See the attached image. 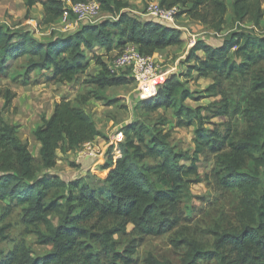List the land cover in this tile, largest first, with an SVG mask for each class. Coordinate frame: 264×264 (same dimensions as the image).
Instances as JSON below:
<instances>
[{
	"label": "trees",
	"instance_id": "obj_1",
	"mask_svg": "<svg viewBox=\"0 0 264 264\" xmlns=\"http://www.w3.org/2000/svg\"><path fill=\"white\" fill-rule=\"evenodd\" d=\"M90 0H47L43 2L45 24H51L70 10L71 5ZM113 20L84 26L65 37L49 42L36 40L29 31L0 26V77L31 82L30 73L47 71V83H74L90 68L86 52L96 47L108 52L127 45L139 47L145 56L183 45L182 33L152 20L137 19L131 4L122 0H97ZM145 2L149 0H144ZM39 0H25L27 15L22 23H33L31 10ZM166 8L181 6L193 18L219 33L223 31L227 6L220 0H161ZM233 15L260 29L264 17L260 0H233ZM182 14V13H180ZM241 30L228 35L217 46L199 41L192 49L191 72L211 78L205 90L208 98H218L205 108L193 109L185 102L193 93L177 76L165 80L156 96L141 103V119L123 128L125 141L108 145L106 161L96 186L81 178L66 181L53 170L58 151L78 153L85 145L104 138L84 106L95 98L108 105L115 99L104 94L108 87L131 84L123 76L111 75L108 66L96 57L103 70L85 82L96 89L77 99L78 106L62 98L55 102L54 114L42 119L34 136L41 143L40 157L17 136L15 126L3 112L12 107L16 94L7 89L5 107L0 111V203L10 201L20 207L30 224L44 225L39 242L52 247L43 257L20 256L13 250L3 253L0 264H133L136 245L117 251L115 236L127 235L128 226L139 239L164 237L185 230L172 241L184 250L178 261L148 257L146 264H264V30ZM202 52L204 58L197 54ZM26 63L9 74L11 61ZM28 83V84H29ZM33 84H37L34 81ZM173 109L177 127H195V151L190 154L172 145L168 119L158 112ZM224 118L221 123L214 119ZM212 163L209 179L225 192H239L236 225H216L206 235L205 244L187 223L195 214L191 188L201 182L199 163ZM186 165L185 163H188ZM54 218L58 223L55 224ZM185 227V228H184ZM6 227L0 237L8 239ZM136 239V240H137ZM99 244L101 251H96Z\"/></svg>",
	"mask_w": 264,
	"mask_h": 264
},
{
	"label": "rangeland",
	"instance_id": "obj_2",
	"mask_svg": "<svg viewBox=\"0 0 264 264\" xmlns=\"http://www.w3.org/2000/svg\"><path fill=\"white\" fill-rule=\"evenodd\" d=\"M220 1H224L227 6V14L225 15V24L223 25L222 32L217 33L201 21L193 18L191 14L186 12L189 7L176 6L179 11L177 15V26L178 30L182 33L183 45L178 48L166 50L163 63H159L158 77L151 83L141 87V85L135 83L133 77L126 72L123 76H126L131 81V84H129L127 88H119L109 92L106 90L103 91L108 97L115 99V104L108 105L103 100H97L98 103L107 107V109L103 108L104 110L100 109L95 111L93 108L95 112L90 115L94 120L96 119L100 129L105 135L104 138H102L105 140V145L107 146L105 150H107L111 141H125L123 128L141 119V103L155 97L158 89L163 86L165 80L170 77L177 76L185 85V88L193 93V97L187 99L185 103L193 109H200L202 115H205V108L207 106L216 100H220V97L208 98L205 94V90L213 84L211 78H202L199 76L198 72H191L189 70L190 66L194 65L193 60L189 61L193 47L199 41H204L210 46H217L223 42L228 35L241 30L256 32L258 34L263 33L262 30H264V17L260 21L261 28L257 29L253 22H249L248 20L239 22L235 19L232 6L233 0ZM126 2L132 4V13L137 19L147 20V18L144 17L145 9H147L150 3L160 4L161 0H149L147 2L144 0H126ZM260 2L261 10L264 12V0H260ZM26 15L25 0H0V26L5 25L12 30L29 31L33 34L34 38L40 42H49L57 37L68 36L79 31L84 26L98 25L102 21L113 20V16L106 14L101 9L98 15L90 20L78 21L74 16L65 20L63 16L56 19L51 24H45L46 13L41 2L31 11L30 16L34 20L33 23H22ZM99 51L96 52L94 58L92 53L86 52L90 68L86 74L79 76L74 83H65L62 86L47 83L46 76L49 75L47 71H42L40 74H38V72L30 73V83H23L22 78L14 82L11 78L0 77V105L1 101L4 100L3 95L7 89L16 94L12 107L4 110L3 116L8 123L16 127L17 134L22 136L26 144L29 145L30 151L35 153L36 142L33 140L34 132L42 125V119L44 117L49 119L48 116L52 112L57 97H59V92L61 91L62 94L68 93L73 99H78L80 95L95 90L96 88L94 86L87 88L85 82L92 77L98 76L103 70V67L99 64L96 57H100L101 61L108 66L113 59L120 54L121 49H115L111 52L105 50V54L107 53L106 55L103 54L104 52ZM197 55L200 58H204L202 52H198ZM25 63V59H20L15 62L11 61L10 65L13 68L10 69L8 73L12 74L16 70H20ZM34 81H37V84H33ZM138 91H140V93H143V91L145 92L140 97L137 95ZM101 105L98 107L102 108ZM159 113L163 114L168 119L167 129L172 133V145L193 154L195 151V127H177V117L173 109L167 112H158V114ZM224 121V118H217L213 120V123H221ZM90 146L95 149L97 148L91 144ZM86 147L80 152L86 151ZM98 152L99 151H97V153ZM66 154H64V157H66ZM80 156L81 159L87 158L82 155ZM104 158L106 160V155H104ZM60 160H58V162ZM64 160H66L65 164L58 163L56 168L53 170H44L43 173H58V176L66 181L77 178L79 176L77 173H80L82 169L81 164H77L74 160L70 161L67 158H64ZM185 164L189 165V162ZM198 165L201 182L193 185L191 188L193 196L191 204L195 208V214L191 217L192 220L187 223V225L192 232L197 230V234L193 235L192 233L193 238H196L202 243L211 244L213 237L205 234L210 229H213L216 225H236V211L239 209L240 194L237 191L232 193L225 192L224 189L215 186V182L208 178L213 169L212 163H207L201 159ZM99 170H101L100 167L98 170L88 173L92 186L99 185L97 184L101 175ZM53 220L55 224L58 223L57 218ZM0 227L7 228L6 235L8 236L6 240L0 237V249L3 253L16 250L20 256L25 253L32 257H43L52 251V247L42 245L39 242L40 235L46 234L45 226L28 223L23 216L21 208L11 205L10 201L0 203ZM132 230L133 227L128 226L127 235L115 236V240L117 251L125 256H127L125 250L136 245V254L130 257L134 260L133 264H146V260L150 256H154L159 260L167 259L178 261L184 253V250H177L172 244L175 237L180 233H185L183 229L175 230L164 237L141 238L139 240L137 239L139 237L135 236ZM94 248L96 251L102 250L99 244H94Z\"/></svg>",
	"mask_w": 264,
	"mask_h": 264
},
{
	"label": "built area",
	"instance_id": "obj_3",
	"mask_svg": "<svg viewBox=\"0 0 264 264\" xmlns=\"http://www.w3.org/2000/svg\"><path fill=\"white\" fill-rule=\"evenodd\" d=\"M100 10V3L97 0H90L89 2L71 5L70 10L63 16L65 20L74 16L78 21H86L95 18ZM145 10L144 17L147 20L178 29L177 15L179 11L177 7L166 8L159 3H150ZM159 67L158 62L153 57L143 55L138 46L129 44L108 65V70L111 75L115 76H121L128 72L136 83L147 85L158 77ZM84 147H86V151L80 153L82 156L87 158L98 156L97 151L99 150L97 148L91 147L90 144Z\"/></svg>",
	"mask_w": 264,
	"mask_h": 264
},
{
	"label": "crops",
	"instance_id": "obj_4",
	"mask_svg": "<svg viewBox=\"0 0 264 264\" xmlns=\"http://www.w3.org/2000/svg\"><path fill=\"white\" fill-rule=\"evenodd\" d=\"M47 0H39V3L41 2V4H43V2H46ZM124 2H126V0H124ZM131 4V3H130ZM132 5V4H131ZM26 6V5H25ZM37 6V5H36ZM36 6L32 9V10H34L35 8H36ZM31 10V11H32ZM26 12H27V8H26ZM106 13V12H105ZM106 14H109V13H106ZM109 15H111V14H109ZM112 16V15H111ZM39 23V22H38ZM176 48H178V47H176ZM115 49H117V48H115ZM114 49V50H115ZM170 49H172V48H170ZM101 51V52H104L103 54L104 55H106L105 54V48H102V47H96L94 50H92V51H88V52H90V53H92V55H93V58H94V56L96 55V52L97 51ZM118 50V49H117ZM169 50V49H168ZM99 51V52H100ZM166 52V50H164V51H159V52H157L154 56H153V58L158 62V64L159 63H163V61H164V53ZM92 60H94V59H92ZM89 62V61H88ZM100 71H101V68H100ZM99 71V72H100ZM98 72V73H99ZM100 74V73H99ZM84 75V74H83ZM83 75H80V76H83ZM136 83V82H135ZM66 84H70V83H66ZM137 84H139V83H137ZM62 85H64V84H58V86H62ZM139 85H141V84H139ZM144 87V85H141V87ZM128 87V85H126V86H119V87H108V88H106L105 90L106 91H112V90H116V89H119V88H127ZM145 91H143V93H144ZM143 93H140V91H138L137 92V95L138 96H142L143 95ZM62 98H65V99H67V100H69V101H71V102H73V104L75 105V106H78V103H77V98L76 99H73L71 96H69L68 95V93H65V94H62V92L60 91L59 92V97H57V99H56V101L57 100H59V99H62ZM55 101V102H56ZM3 102V103H2ZM13 105V104H12ZM99 105H101L100 103H98L97 102V100L95 99V98H92L91 100H89L88 102H87V104L84 106V109H85V111L88 113V114H94V112L96 111V110H100V109H103V108H105V109H107V107H105V106H103V105H101L102 106V108H99L98 106ZM4 107H5V100H3V101H1V105H0V111H3L4 110ZM93 108L95 109V111H93ZM54 109H55V104H54V106H53V109H52V112L49 114V116H48V118H50L53 114H54ZM109 109H111V108H109ZM104 110V109H103ZM100 114H101V112H100ZM95 121H96V119H95ZM99 121H100V119H99ZM96 124H98V122L96 121ZM98 127H99V129H100V126H99V124L97 125ZM17 136L19 137V139L23 142V143H26L24 140H23V138H22V136H19L18 134H17ZM33 140H35L34 142H36V145H35V153L34 152H32L31 151V153L33 154V156H35V157H40V150H41V143L40 142H38L37 141V139L35 138V136H34V139ZM89 144H91L92 146H95V147H97V149L99 150V152H98V156L97 157H91V158H83V159H81L80 157V153L81 152H78V153H73V152H68L65 156L66 157H64V154L62 153V152H60V151H58V153H57V155H58V157H59V160H60V158H61V160L58 162L59 164L61 163V164H65L66 163V160H64V158H67V159H69L70 161H72V160H74L75 162H77V164L79 163V164H81V167H82V169H81V172L80 173H77V175H79L77 178L79 179V178H86L87 179V181L90 183V179H89V176H88V173L89 172H94V171H96V170H98L99 169V167L101 168V170H99V172L101 173V174H105V172L102 170V167H103V165H104V163H105V158H104V155H106L105 153H106V151L107 150H105V148L107 147L105 144V140H103L102 138H99V139H97L96 141H94V142H92V143H89ZM105 146V147H104ZM62 155V156H61ZM80 156V157H79ZM79 160H81V161H79ZM58 165V164H57ZM56 175H58V173H55ZM73 174H75V173H73ZM77 178H75V179H77ZM74 178H73V180H75ZM91 184V183H90Z\"/></svg>",
	"mask_w": 264,
	"mask_h": 264
}]
</instances>
